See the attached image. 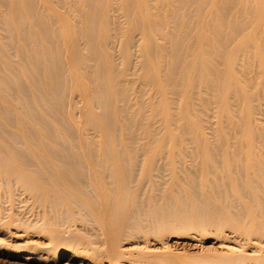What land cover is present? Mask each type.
Here are the masks:
<instances>
[{
  "label": "bare ground",
  "instance_id": "bare-ground-1",
  "mask_svg": "<svg viewBox=\"0 0 264 264\" xmlns=\"http://www.w3.org/2000/svg\"><path fill=\"white\" fill-rule=\"evenodd\" d=\"M18 187L48 241L23 264H213L132 242L204 223L233 230L218 264H264V0H0Z\"/></svg>",
  "mask_w": 264,
  "mask_h": 264
},
{
  "label": "rangeland",
  "instance_id": "rangeland-1",
  "mask_svg": "<svg viewBox=\"0 0 264 264\" xmlns=\"http://www.w3.org/2000/svg\"><path fill=\"white\" fill-rule=\"evenodd\" d=\"M163 178L167 182L170 180V176L167 170L164 171ZM18 190V193H21V196H13L12 192L14 191V189L12 188L7 189V192H0V264H3L4 261V264H13L14 262H20L21 264H23L25 263L24 261H16L14 258H11V254H24L27 252L28 248L34 246H44L48 242L46 239L47 236L45 235L47 229L45 227L42 228L41 226L35 225V222L33 221L35 218L32 214L36 212L34 208H37L34 207L35 205H33L30 199H28L29 195L27 193H24L19 187ZM18 202H22L21 204H19V206H21L20 208H18L16 205ZM11 207H14V209L18 211L21 210L22 212H15V210L13 211L12 209H10ZM30 212L32 214H30ZM15 213H21L19 217L23 219H27L32 215L33 217L31 216V219H27L28 221H31V226L18 227L16 225H11L10 222L13 218L18 219ZM223 225L220 226V230L218 228L210 226V224L208 223H204L202 226L187 227L186 229H184V234H175L176 236L174 234H167V237L165 236L164 238H162L163 240L161 241L158 239L153 240V237H150L147 241V245H144L143 242H140L142 240L133 239L132 242L137 244L138 247L146 246L149 248V250L153 251H159L160 248L162 249V246L167 247L173 253L181 255V258H179L182 262H184L185 260L190 261L191 258H196L197 261H201V258H205L207 261H213L211 262L213 264H218L219 262L216 261V257H223V255H229L230 249L239 251L238 246L231 243L233 240L232 238H234L232 234L233 230H231L229 227V229H227V226L224 227L225 225ZM76 227L81 228L78 223H76ZM208 231L211 232L209 233ZM204 232H206L207 234L202 235V233ZM221 236L223 238H221ZM234 236H236L235 233ZM254 244L257 246V243ZM256 246H246V248H244V254L247 256H253V253H255L254 250L256 249ZM212 258H214V260ZM197 261L196 263L200 262Z\"/></svg>",
  "mask_w": 264,
  "mask_h": 264
}]
</instances>
